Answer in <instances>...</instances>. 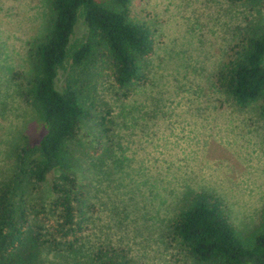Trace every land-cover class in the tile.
<instances>
[{
	"label": "rangeland",
	"instance_id": "374dc122",
	"mask_svg": "<svg viewBox=\"0 0 264 264\" xmlns=\"http://www.w3.org/2000/svg\"><path fill=\"white\" fill-rule=\"evenodd\" d=\"M128 7L129 17L153 33L146 82L123 96L104 57L80 65L66 60L58 71V89L69 80L92 88L98 109L111 112L112 136L109 153L93 160L90 203L74 256L44 249L34 264H84L100 248L131 264H199L170 227L187 196L198 191L224 201L239 235L248 236L260 223L262 100L237 105L215 86L214 75L235 41L264 30V5L130 0ZM49 19V0H0V179L13 171L22 136L36 143L44 131L29 95V51ZM86 33L79 19L71 41ZM52 177L41 185L39 204L52 199Z\"/></svg>",
	"mask_w": 264,
	"mask_h": 264
},
{
	"label": "trees",
	"instance_id": "16d2710c",
	"mask_svg": "<svg viewBox=\"0 0 264 264\" xmlns=\"http://www.w3.org/2000/svg\"><path fill=\"white\" fill-rule=\"evenodd\" d=\"M129 1L49 0L46 32L29 51L34 70L29 95L44 131L36 143L22 136L14 148L13 171L0 179V264L37 263L44 249L75 254L90 203L93 160L110 151L112 116L109 109H98L88 84L69 80L58 89L56 79L66 60L80 65L104 57L123 96L147 81L153 33L147 23L129 17ZM229 1L264 5V0ZM79 19L87 33L75 44L71 38ZM214 79L239 106L261 99L264 117V30H251L235 41ZM51 174L52 199L39 204L36 196ZM45 220L53 222L47 226ZM170 227L199 264H264V208L259 225L243 237L219 196L193 192ZM84 264L131 263L100 248Z\"/></svg>",
	"mask_w": 264,
	"mask_h": 264
}]
</instances>
